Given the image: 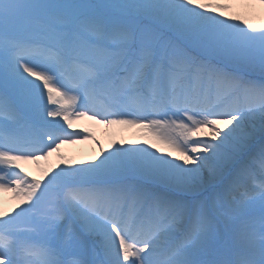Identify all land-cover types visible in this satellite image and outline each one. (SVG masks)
Listing matches in <instances>:
<instances>
[{
	"label": "snow or ice",
	"instance_id": "1",
	"mask_svg": "<svg viewBox=\"0 0 264 264\" xmlns=\"http://www.w3.org/2000/svg\"><path fill=\"white\" fill-rule=\"evenodd\" d=\"M0 193V264H264V0H0Z\"/></svg>",
	"mask_w": 264,
	"mask_h": 264
},
{
	"label": "rangeland",
	"instance_id": "2",
	"mask_svg": "<svg viewBox=\"0 0 264 264\" xmlns=\"http://www.w3.org/2000/svg\"><path fill=\"white\" fill-rule=\"evenodd\" d=\"M205 2H209V0H205ZM211 2H217V0H211ZM218 2L227 3L230 2V0H218ZM239 11H241V9L233 8L231 11L224 12V15L229 16ZM65 127L67 126L65 125ZM68 131L80 132L84 134L77 139L75 143L61 144L60 152L63 157L65 159L76 161H90L101 152V149L110 150L109 146L113 145L114 142L142 143L143 140L147 138L144 132L139 128L129 126H107L88 121L85 117L79 119L74 118L72 121V127L68 129ZM205 132H207V129H205ZM156 146L161 149V152L166 153L171 151V153L174 154L172 156L179 155V153L171 150L166 145L157 143ZM57 162V154L53 153L49 157L47 164L55 165ZM44 163L45 162L42 161L40 165H37L33 162H25L22 164V167L29 176L39 178L42 175V165H44ZM7 198H12L11 193H0V202Z\"/></svg>",
	"mask_w": 264,
	"mask_h": 264
},
{
	"label": "bare ground",
	"instance_id": "3",
	"mask_svg": "<svg viewBox=\"0 0 264 264\" xmlns=\"http://www.w3.org/2000/svg\"><path fill=\"white\" fill-rule=\"evenodd\" d=\"M86 119L88 120V121H92V122H96V121H94V120H90V119H88L87 117H86ZM100 148H102V147H100ZM172 155H174L173 153H172ZM28 163H30V162H28ZM9 198V197H8ZM3 199L1 202H0V206H1V208H4V209H11L16 203H17V201L15 200V199H13V198H10V199Z\"/></svg>",
	"mask_w": 264,
	"mask_h": 264
}]
</instances>
